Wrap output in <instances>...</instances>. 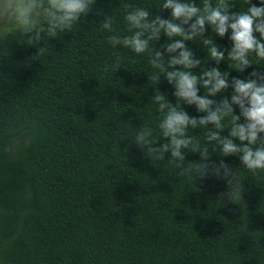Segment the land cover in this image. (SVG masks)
Here are the masks:
<instances>
[{"label": "trees", "instance_id": "1", "mask_svg": "<svg viewBox=\"0 0 264 264\" xmlns=\"http://www.w3.org/2000/svg\"><path fill=\"white\" fill-rule=\"evenodd\" d=\"M164 2L95 0L71 30H57L55 37L47 35L43 15L34 17L44 28L39 40L35 29L25 33L15 18L0 30V264H264V170L250 172L242 153L225 156L222 145L208 139L210 132L229 137L238 106L223 118L222 129L188 126L191 143L181 149L183 160L148 150L169 143L159 127L168 108L160 110L156 95L190 117L206 114L178 101L174 86L150 63L161 51L165 70L173 71L168 60L178 53L168 54L164 46L182 37L161 31L141 54L109 43V37L122 41L139 31L130 32L125 20L137 8L149 12L148 22L171 19ZM227 3L238 13L250 6L247 0ZM108 17L112 30L103 29ZM206 28L203 36L184 41L201 61L189 70L194 75L218 67L231 81L264 71L254 53L251 66L237 71L228 56L230 30L222 38ZM213 45L224 52L219 64L209 54ZM231 93L229 87L209 98L230 99ZM142 129L151 135L140 148ZM205 148L209 161H223L227 173L201 179L189 168L190 162H209L201 161ZM236 187L238 197L217 198Z\"/></svg>", "mask_w": 264, "mask_h": 264}, {"label": "clouds", "instance_id": "2", "mask_svg": "<svg viewBox=\"0 0 264 264\" xmlns=\"http://www.w3.org/2000/svg\"><path fill=\"white\" fill-rule=\"evenodd\" d=\"M94 2L95 0H0V15L7 14L14 17L25 33L35 29L34 39L39 40L40 32H43L44 28L36 27L37 21L34 17L43 15L48 25L47 35L55 37L57 30H71L80 16L91 10ZM247 2L250 5L247 11L238 13L230 11L227 0H217L215 6L210 3V0H204L202 8L197 7L195 3L165 0L162 8L171 10V19L157 16L148 22L149 12L137 8L128 13L125 20L130 32L133 29H139V31H135L133 35L125 37L122 41L115 36L109 37V43L113 46L122 43L136 54L147 51L149 41L158 40L161 31L169 38L182 37L164 46V51L168 54L178 53L175 56L170 55L168 60L173 71L165 70L161 51L154 53L150 63L153 68H159L167 82L174 86L175 91L172 95L178 101H183L190 106L195 105L198 112L206 114L199 119L190 117L186 111L163 103L162 95H156L154 100L159 104L160 110L168 108L159 127L162 129L163 136L169 139V143L162 145L159 149L149 148V152H158L159 158H163L164 153L170 151L174 161L185 159L181 149L187 148L191 143V139L185 135L188 126L196 128L212 124L216 129H222L223 118L234 112L233 106H238L239 115H232V127L229 132L231 138L221 137L218 132H210L208 139L218 141L222 145L221 151L225 156L242 153L241 163L250 172L264 170V145L255 150L251 147L258 141H264V136L261 135L264 134V71L253 70L248 77L244 79L232 77L231 81L221 73L218 67L204 71L201 76L194 75L189 70L198 67L201 61L194 58V53L184 43L186 40L203 36L207 31V25L222 38L230 30L228 39L231 41V49L228 56L235 62L234 67L237 71L244 72L251 66L248 58L250 53L264 60V0H259L260 6H256L252 0ZM111 25L112 19L108 17L103 23V29L112 30ZM145 31H150L151 35L142 38ZM255 33H259V38ZM203 43L208 45L212 42L205 39ZM209 54L217 64L224 59V52L215 45L209 49ZM176 66L186 70L177 69ZM152 80L154 83L158 82L159 77L154 75ZM229 87L232 89L230 99L225 97L216 101L209 98L215 97ZM200 88L205 89V95H198ZM241 118L243 123L240 122ZM150 135L151 132L147 129H142L136 135V142L140 148L145 146L146 138ZM233 138L241 142L247 141V145L238 146ZM201 161H209L206 148L201 153ZM189 168H194L201 179L211 176L219 178L221 169H224L225 173L229 171L223 161L218 166L214 161L190 162ZM239 194L240 188L236 187L228 193H218L217 198L222 199L225 195L238 197Z\"/></svg>", "mask_w": 264, "mask_h": 264}, {"label": "rangeland", "instance_id": "3", "mask_svg": "<svg viewBox=\"0 0 264 264\" xmlns=\"http://www.w3.org/2000/svg\"><path fill=\"white\" fill-rule=\"evenodd\" d=\"M10 15H7V14H3V15H0V30L4 29V28H8V25H9V21H14L12 19H14V17H12Z\"/></svg>", "mask_w": 264, "mask_h": 264}]
</instances>
